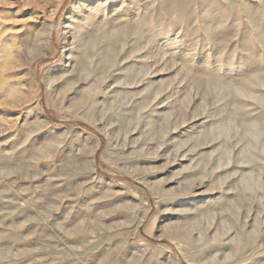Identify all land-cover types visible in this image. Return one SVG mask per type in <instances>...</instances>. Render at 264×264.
Returning <instances> with one entry per match:
<instances>
[{
	"label": "rangeland",
	"instance_id": "1",
	"mask_svg": "<svg viewBox=\"0 0 264 264\" xmlns=\"http://www.w3.org/2000/svg\"><path fill=\"white\" fill-rule=\"evenodd\" d=\"M0 264H264V0H0Z\"/></svg>",
	"mask_w": 264,
	"mask_h": 264
},
{
	"label": "bare ground",
	"instance_id": "2",
	"mask_svg": "<svg viewBox=\"0 0 264 264\" xmlns=\"http://www.w3.org/2000/svg\"><path fill=\"white\" fill-rule=\"evenodd\" d=\"M69 57H70V56H69ZM178 241H179V242H182V244H181V246H180L181 250H182V251L186 250L187 248H186L184 242H183L182 240H178ZM184 254H185V256H186V258H187L188 260H191V259L188 258L189 255H188L187 252L185 253V251H184Z\"/></svg>",
	"mask_w": 264,
	"mask_h": 264
}]
</instances>
